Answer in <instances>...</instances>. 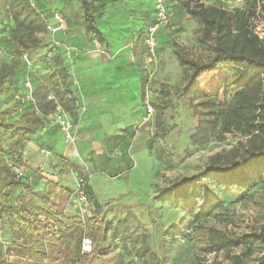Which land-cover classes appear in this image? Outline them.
<instances>
[{
    "label": "rangeland",
    "instance_id": "1",
    "mask_svg": "<svg viewBox=\"0 0 264 264\" xmlns=\"http://www.w3.org/2000/svg\"><path fill=\"white\" fill-rule=\"evenodd\" d=\"M41 1L45 11L56 8L63 15L72 33L52 34L45 23L14 33V27L3 24L0 71L18 63L26 74L21 58L26 53L33 65L28 74L36 83L39 97L44 93L40 86L54 55L63 56L73 77L71 52L84 51L80 45L94 46L96 50H123L128 52L124 67L133 71L126 72L121 80L126 88L120 96L123 99L129 93L133 99L125 104L119 98L118 106L113 105L115 114L118 110L130 121L106 134L110 149L104 159H99V165L94 163L98 168L90 164L94 159L76 147L65 153H54L49 148L52 152L45 155L41 149L46 143L38 135L32 136L18 150L19 164L26 171L24 182L14 181L7 167L0 165V177L10 182L8 195L21 198L25 182L43 188L52 182L59 196L72 193L78 178H86L91 189L90 207L81 222L76 221L70 243L75 247L80 233L82 252L88 253L94 241L97 246L90 258L74 264H260L264 254L261 240L249 248L238 245L218 250H212L211 243L220 235L264 234L263 165L250 166L248 178L232 188L215 176L206 179V195L192 197L186 204L170 202L166 193L182 178L211 165L225 168L264 152V110L250 122H236L228 110L205 102L201 93L189 90L187 84L193 72L180 61L183 58L205 63L215 55L218 33L199 16L202 10H224L225 18L232 17L224 44L251 52L252 45L243 33L252 39H263L264 0H199L188 7L163 0L166 22L156 30L154 53L147 57L143 30L157 16L155 0H106L100 16L83 23L76 0ZM21 77L16 74L0 87V110L8 118H16L24 111L15 98L16 93L20 96L23 92ZM201 79L203 83L210 82L208 76ZM47 96L45 101L50 102L51 111L56 101ZM145 98L153 107L150 116L144 113ZM64 111L73 122L77 119V114ZM1 141L10 147L14 139L2 133ZM74 142L75 138L71 144ZM49 143L63 151L65 143L60 132ZM86 217L97 225L91 228L84 224ZM0 230L4 248L6 239L15 233L8 225L4 230L0 226ZM0 250L3 251L1 247ZM68 258L66 255L64 261Z\"/></svg>",
    "mask_w": 264,
    "mask_h": 264
},
{
    "label": "trees",
    "instance_id": "2",
    "mask_svg": "<svg viewBox=\"0 0 264 264\" xmlns=\"http://www.w3.org/2000/svg\"><path fill=\"white\" fill-rule=\"evenodd\" d=\"M82 10V23L88 22L92 17L99 16L105 5V0H76ZM188 7L191 2L199 0H174ZM41 0H34L31 6L29 0H0V36L2 45L5 40L3 24L11 26L14 33L23 29L32 28L49 21L52 11L56 8L45 9ZM42 13L43 17L39 14ZM220 16H216V14ZM204 23L210 25L218 33L215 55L205 63H197L180 58L186 68L193 73L189 81V90L201 93L204 101L211 105L228 110L230 116L238 123H247L254 120L264 110V37H249L243 33V37L252 45V51H245L243 47H226L223 42L225 34L230 32L228 23L231 16L225 18L224 10H202L199 13ZM8 22V23H7ZM87 27H89L87 25ZM226 29V31H225ZM92 31L100 35V31L92 27ZM227 32V33H226ZM240 35V33H238ZM51 66L45 77L43 95L38 97L36 83L30 72L26 74L18 68V63L7 66L0 71V87L13 80L16 74H22L21 84L26 75H29L34 83V96L36 104L26 100H16L24 111L16 118H8L7 114L0 110V165H5L10 171V165L21 163L18 150L24 143L37 135L49 119V101L46 96L53 92L56 103L71 115H76L78 97L73 91L71 75L61 54H56L51 59ZM24 63V62H23ZM25 66V64H24ZM23 66V69H24ZM208 76L210 82L203 83L201 77ZM203 83V84H202ZM52 111V110H51ZM46 121H45V119ZM7 133L14 139L10 147H5L1 141V134ZM44 149H49L48 145ZM253 164L264 166V152L258 153L241 162H233L228 167L211 165L202 172L193 176L184 177L167 190L166 198L172 203L181 201L186 204L192 197L205 196L206 179L216 177L223 181L227 188H232L248 178L247 169ZM11 176L13 177L12 173ZM26 177V176H25ZM24 177V178H25ZM13 180L22 183L25 179ZM86 180V178H83ZM10 186L7 179L0 177V226L8 225L14 234L7 239V245L3 248L0 243V264H74L76 261L90 258L96 249L97 242H92L88 253L80 250V242L83 236L79 233L77 245L71 247L70 240L74 237V229L81 217L77 214L72 203V193L64 192L56 196V184L47 182L46 188L23 183L21 198L12 199L6 192ZM84 188L91 199V189L85 181ZM96 205V209H97ZM92 228L97 224L90 217L82 221ZM92 222V223H91ZM98 228V226H97ZM88 236H92L88 234ZM258 240L264 242L263 233H250L233 237L218 236L211 243L212 250H218L231 246L243 245L250 247ZM70 260H65L64 257ZM10 256L12 258H10ZM70 264V263H69ZM264 264V254L260 259Z\"/></svg>",
    "mask_w": 264,
    "mask_h": 264
},
{
    "label": "crops",
    "instance_id": "3",
    "mask_svg": "<svg viewBox=\"0 0 264 264\" xmlns=\"http://www.w3.org/2000/svg\"><path fill=\"white\" fill-rule=\"evenodd\" d=\"M68 25L65 31H58L55 34H71V27L70 25L68 27ZM79 47H83L84 51L76 49V51L71 52V55L74 53L71 66L75 73L71 77V85L78 97V107L80 109L82 107V110L76 109L78 111L76 112L77 119L75 118L73 122L75 142L64 144L63 151L56 149V144H50L49 141H55L56 135L60 131L58 126L49 120L37 135L38 139L44 141L50 149H53L54 153H65V151L68 152V150L76 147L81 154L94 159L90 164L96 167L94 163L99 165V159L101 157L104 159L109 153L110 148L105 142L106 134L113 131L117 125L123 126V124L130 121L127 117L121 116L118 110L115 114L114 107L120 101L119 98L125 100V104L133 99L131 98L133 96L129 93H126L123 99L120 96L126 88L121 80L125 77L126 72H132L133 69L124 67L126 53L128 52L123 50L114 51L109 48L107 50L104 48L105 51L96 50L94 46L89 45H80ZM64 61L66 60L64 59ZM68 71L70 72V70ZM98 165L96 168L99 167ZM94 166L92 167L94 168Z\"/></svg>",
    "mask_w": 264,
    "mask_h": 264
},
{
    "label": "built area",
    "instance_id": "4",
    "mask_svg": "<svg viewBox=\"0 0 264 264\" xmlns=\"http://www.w3.org/2000/svg\"><path fill=\"white\" fill-rule=\"evenodd\" d=\"M29 3L31 6H34V0H29ZM155 8H156L157 16L155 17L154 22H152L150 25L147 26L146 29L143 30V33L145 35L144 42L147 50V53L145 54L146 57L148 55H153L154 48L156 45L155 32L161 25H164L166 22V13L163 6V0H155ZM39 15L43 17L42 13H40ZM45 28L47 29L48 32L52 34L58 31H65L67 29V22L63 17V15H61L58 11L54 10L51 13L50 20L45 21ZM1 48H2V42L0 36V51ZM67 54L69 55L70 51H67ZM21 58L25 64L26 69L30 70L33 67V65L28 55L26 53H23L21 54ZM47 97L49 99H54L56 101L54 95L49 94ZM15 98L16 100L18 99L26 100L31 102L32 104H36V99L34 96V83L29 75H26L24 78L22 94L19 96L18 93H16ZM143 105H144L145 115L150 116L153 113V107L149 102L148 98L144 99ZM46 116L50 122L58 126L60 133L63 135L65 144H70L74 141L75 133H74L73 121L69 118L67 113L59 104L56 103L54 109L50 111ZM41 152L44 153L45 155L50 154V150L44 148L41 149ZM10 170L15 179H23L26 176V171L24 166L19 163L11 164ZM84 184H85V180L83 179V177L78 178L76 187L72 192L73 207L81 218H84L87 211L89 210L90 201H91L88 196V193L84 188ZM0 234H1V230H0ZM89 241L90 240H88V244H90Z\"/></svg>",
    "mask_w": 264,
    "mask_h": 264
}]
</instances>
